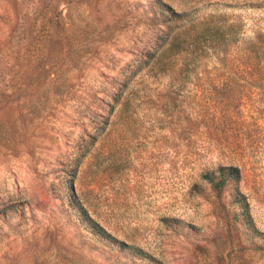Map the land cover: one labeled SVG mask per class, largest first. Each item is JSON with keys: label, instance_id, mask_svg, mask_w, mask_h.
I'll use <instances>...</instances> for the list:
<instances>
[{"label": "rangeland", "instance_id": "1", "mask_svg": "<svg viewBox=\"0 0 264 264\" xmlns=\"http://www.w3.org/2000/svg\"><path fill=\"white\" fill-rule=\"evenodd\" d=\"M164 2L228 43L112 111L156 0H0V264H264V0Z\"/></svg>", "mask_w": 264, "mask_h": 264}, {"label": "trees", "instance_id": "2", "mask_svg": "<svg viewBox=\"0 0 264 264\" xmlns=\"http://www.w3.org/2000/svg\"><path fill=\"white\" fill-rule=\"evenodd\" d=\"M156 2L163 7L160 16L166 30L161 35L157 34L155 44L141 53L140 61L134 68L129 66L130 70L124 71L122 84L116 91L109 94L111 96L109 106L112 111L119 105L121 99L122 110H128L131 100L136 97V91L130 86V83L140 71L150 66H152V70L159 67V70L165 71L177 65L180 60L182 67L186 70L190 62H195L197 56L206 48L221 49L228 43L225 26L194 24L185 11L173 8L164 0H156ZM190 58L191 60L188 61ZM151 69L150 71H152ZM93 137L94 142L96 136ZM240 176L239 168L229 166L206 171L201 174V179L208 183L212 189L220 190L231 181H239Z\"/></svg>", "mask_w": 264, "mask_h": 264}]
</instances>
